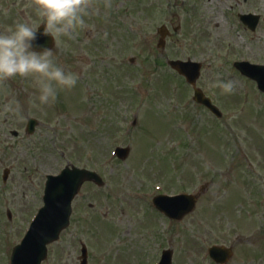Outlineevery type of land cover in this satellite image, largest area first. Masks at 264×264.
<instances>
[{
  "label": "rangeland",
  "instance_id": "rangeland-1",
  "mask_svg": "<svg viewBox=\"0 0 264 264\" xmlns=\"http://www.w3.org/2000/svg\"><path fill=\"white\" fill-rule=\"evenodd\" d=\"M168 1L131 0L132 17L123 22L129 31L122 29L130 45L119 38L118 19L105 16L94 30L93 11L78 38L77 32L59 37L55 62L78 80L71 90H58L55 103H40L32 78L15 77L18 87L0 85V264H10L43 206L46 176L68 164L98 171L105 186H83L70 226L43 264H80L83 243L88 264H152L159 245L174 250V264H215L207 258L213 244L234 246L229 264H264V93L233 66L242 58L264 63V0L256 1V33L235 36L223 0L202 9L193 0H179L183 8ZM120 8L112 3L101 13ZM174 11L182 29L161 50L157 29L170 25L166 17ZM89 31L97 41L111 34L113 52L98 51L109 53V61L80 54V36L86 47L94 45L86 42ZM125 46L134 64L121 66ZM189 58L204 63L197 85L223 118L195 103L193 88L167 65ZM229 80L236 87L225 94L216 85ZM28 117L40 121L31 136ZM117 145L131 146L126 161L115 157ZM158 185L172 193L204 187V193L194 213L171 224L149 206L142 211L140 191Z\"/></svg>",
  "mask_w": 264,
  "mask_h": 264
},
{
  "label": "clouds",
  "instance_id": "clouds-1",
  "mask_svg": "<svg viewBox=\"0 0 264 264\" xmlns=\"http://www.w3.org/2000/svg\"><path fill=\"white\" fill-rule=\"evenodd\" d=\"M32 6L43 20V32L30 22L17 23L14 28L0 32V82L15 77L32 78L39 90L41 104H53L58 90H71L78 76L66 72L54 59L52 49L36 45L40 35L73 38L77 29H83L85 17L96 6V0H32ZM105 6L111 7L109 0ZM41 47V50H35ZM225 94L235 90V82H220Z\"/></svg>",
  "mask_w": 264,
  "mask_h": 264
},
{
  "label": "water",
  "instance_id": "water-1",
  "mask_svg": "<svg viewBox=\"0 0 264 264\" xmlns=\"http://www.w3.org/2000/svg\"><path fill=\"white\" fill-rule=\"evenodd\" d=\"M163 37L165 33L162 32ZM169 64L187 77V80L196 86L200 77L201 64L191 61L182 62L170 61ZM243 73L257 79L261 87H264V77L258 73H253L254 69L248 63L236 64ZM257 68L255 71H262ZM195 100L208 107L217 116H222L218 108L214 106L200 89H195ZM36 124L35 120L29 123L28 131L32 132ZM128 150L125 151L126 155ZM86 180H93L102 184V179L94 172L85 169L67 167L59 176L49 177L45 195V207L42 208L32 225L30 232L23 243L15 248L12 264H40L47 254L46 244L57 239L63 228L69 223L71 215L72 200L80 190ZM197 197L182 196L177 198L172 207H177L182 218L191 212L196 205ZM212 256L218 262H226L231 256L232 251L222 247L213 249Z\"/></svg>",
  "mask_w": 264,
  "mask_h": 264
},
{
  "label": "flooded vegetation",
  "instance_id": "flooded-vegetation-1",
  "mask_svg": "<svg viewBox=\"0 0 264 264\" xmlns=\"http://www.w3.org/2000/svg\"><path fill=\"white\" fill-rule=\"evenodd\" d=\"M211 1L212 0H193V2L195 3L193 6L195 8V7H200V5L203 4L201 7L202 9L203 7L207 6L208 2H211ZM256 1L257 0H223V5H220V6L228 10L227 13L224 11L226 14L225 15L226 22L233 23L235 25L238 24L239 26V29H236L235 31L236 33L239 34L241 32L244 33L246 31L255 33L258 30L260 26L261 16L259 12H256L257 11ZM109 2L111 4V7H112V3H114L115 5L121 4L122 7L124 6V10L120 8L115 14L112 15V11H110L111 13H109V9L111 7H108L109 8L108 14H102L101 11H104V8H106L105 0H96V6L94 7V9L90 11V14L87 16L88 19H90V15L93 11L94 17L92 21L94 24V30L97 28L96 31L101 29L102 25L100 26V22L101 20H104L105 16H107V19L109 20H110V17L118 19L119 23H117V25L120 26L121 28L123 26V22H126L129 18L132 17L131 0H109ZM173 4L176 7L179 6L178 8H183L182 6L185 5V4L182 5V3L179 0H171L170 6H173ZM180 15L181 14L176 13L175 11L171 12L169 13L168 17H166V21H168L172 25V23L176 21V18L177 19L180 18ZM249 15L259 16V20L257 23H255V25H253L254 23H252L251 17ZM210 19L213 20L214 18H210ZM233 20L235 21V23L233 22ZM23 22H30L32 24L37 25L39 28L38 30H43V27H44L43 20L41 17L37 15L35 8L32 6V0H0V32H5L6 30L10 28H14V26L17 23H23ZM79 30L80 29H77L76 31L77 38L79 37V32H80ZM96 33L95 34L93 33L92 35V33L89 31L86 37L87 44L89 40L94 42L93 47H90V46L86 47L85 43L83 42L84 36H80L82 40L79 41L81 45L80 54H82V56L85 53L87 55L92 54L95 58V61L97 60V58H99V55H98L99 49H103L109 53H112L113 48H114L111 45H109L112 43V41L110 40V37H111L110 33L108 34V32H105L103 34L102 41H101V38H100V41L96 40V38H98V35H96ZM204 33H207V31H205ZM208 33L210 34V32ZM98 44H99V47H98ZM122 49H126V48H122ZM84 50H87V51L84 52ZM83 60L85 61V58H83ZM92 63L89 62L87 66L89 67L90 64ZM13 80L14 78L11 80L0 82V85H10L12 87L13 86L18 87L19 83L17 81L13 82Z\"/></svg>",
  "mask_w": 264,
  "mask_h": 264
}]
</instances>
